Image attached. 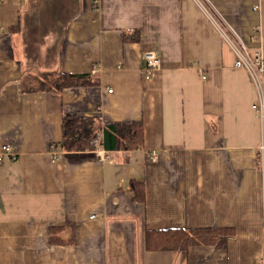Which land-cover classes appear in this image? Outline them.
I'll use <instances>...</instances> for the list:
<instances>
[{"label":"crops","instance_id":"1","mask_svg":"<svg viewBox=\"0 0 264 264\" xmlns=\"http://www.w3.org/2000/svg\"><path fill=\"white\" fill-rule=\"evenodd\" d=\"M199 1L264 56V0ZM145 53L161 61L149 79ZM234 62L197 0H0V152L15 155L0 164V264H264V113ZM56 72L97 83L27 89ZM67 115L140 121L143 148L69 155ZM195 228L236 233L225 249L146 248L147 231Z\"/></svg>","mask_w":264,"mask_h":264},{"label":"trees","instance_id":"2","mask_svg":"<svg viewBox=\"0 0 264 264\" xmlns=\"http://www.w3.org/2000/svg\"><path fill=\"white\" fill-rule=\"evenodd\" d=\"M135 39L137 38L134 36L125 37L126 41ZM31 83L32 85L26 86L28 90L60 92L66 88L84 87L95 82L87 75L56 72L38 75ZM62 134L59 146L72 156L95 150L92 141L99 134H102L99 146L107 151L141 149L144 143V126L140 121L116 122L102 126L101 120L95 117L67 115L62 121ZM131 190L135 194L136 201H145L146 189L143 181L132 180ZM57 231L58 229L51 230L52 244L64 242L57 237ZM235 233L233 228L147 231L146 248L150 251H184L191 246L212 245L218 249H225Z\"/></svg>","mask_w":264,"mask_h":264},{"label":"built area","instance_id":"3","mask_svg":"<svg viewBox=\"0 0 264 264\" xmlns=\"http://www.w3.org/2000/svg\"><path fill=\"white\" fill-rule=\"evenodd\" d=\"M202 8L206 11L211 21L214 23L215 27L220 32L223 40L235 55L234 66L236 68L245 69L248 71L254 85L258 91V102L255 104L254 108L259 113H264V56L263 49L260 46L257 49L252 50L245 40L240 37L233 29L230 27L224 26L216 16H214L205 5L197 0ZM256 33H260L259 30H256ZM144 60L147 62V67L144 70L145 78L149 79L153 75V72L161 67L160 57L156 53H145L143 55ZM203 79H206V76H203ZM111 92V91H110ZM102 140V134H99L93 141L92 145L95 147V150L92 152L97 156L101 157L103 160H109L111 158V152L100 147ZM264 149V147H263ZM52 154L54 159L57 158V153L55 148L52 147ZM14 152L10 149L9 145H3L0 152V164L6 158H14Z\"/></svg>","mask_w":264,"mask_h":264}]
</instances>
